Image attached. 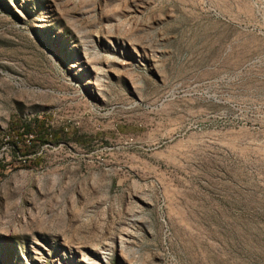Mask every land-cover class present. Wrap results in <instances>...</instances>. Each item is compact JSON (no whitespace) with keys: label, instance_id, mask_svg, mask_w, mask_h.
I'll return each instance as SVG.
<instances>
[{"label":"rangeland","instance_id":"obj_1","mask_svg":"<svg viewBox=\"0 0 264 264\" xmlns=\"http://www.w3.org/2000/svg\"><path fill=\"white\" fill-rule=\"evenodd\" d=\"M0 264H264V0H0Z\"/></svg>","mask_w":264,"mask_h":264},{"label":"trees","instance_id":"obj_2","mask_svg":"<svg viewBox=\"0 0 264 264\" xmlns=\"http://www.w3.org/2000/svg\"><path fill=\"white\" fill-rule=\"evenodd\" d=\"M22 133L23 134H27L28 133V130L24 129Z\"/></svg>","mask_w":264,"mask_h":264},{"label":"bare ground","instance_id":"obj_3","mask_svg":"<svg viewBox=\"0 0 264 264\" xmlns=\"http://www.w3.org/2000/svg\"><path fill=\"white\" fill-rule=\"evenodd\" d=\"M104 256V255H103ZM90 263V262H89Z\"/></svg>","mask_w":264,"mask_h":264}]
</instances>
